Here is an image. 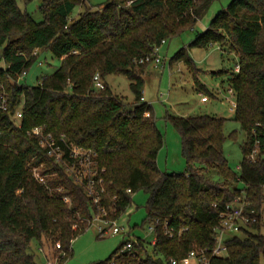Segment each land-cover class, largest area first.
I'll return each mask as SVG.
<instances>
[{"label":"trees","instance_id":"16d2710c","mask_svg":"<svg viewBox=\"0 0 264 264\" xmlns=\"http://www.w3.org/2000/svg\"><path fill=\"white\" fill-rule=\"evenodd\" d=\"M86 1L42 0L44 18L38 22L19 0H0V264H49L35 259L34 239L41 247L44 239L53 246L60 243L57 263L63 264L72 254L73 240L89 228L96 210L84 186L32 133L36 126L57 139L64 134L70 143L95 152L97 177L103 178L98 187L105 188L101 201L112 217L126 212L136 191L149 194L147 218L156 233L152 251L144 239L130 238L133 248L122 251L124 240L114 259L92 264H173V259L180 260L193 249L210 252L220 213L240 198L247 203L245 213L255 221L227 236L225 252L214 256L213 262L261 264L264 0H231L190 43L218 44L225 53L238 56V72L224 68L213 73L228 76L235 92V119L245 133L239 175L224 152L226 118L209 114L169 115L181 135L187 167L178 173L160 168L158 154L165 136L143 95L145 64L150 62H136L163 40L193 27L216 0H110L72 16ZM43 49L59 58L60 66L36 85L22 82ZM178 58L192 69L198 87L210 92L198 80L201 69L186 47L172 60ZM97 72L102 79L111 73L126 74L135 102L106 84L97 90ZM255 149L256 158L251 159ZM41 165L45 183L31 169ZM239 180L244 189L236 185ZM165 224L172 234L165 231Z\"/></svg>","mask_w":264,"mask_h":264},{"label":"rangeland","instance_id":"374dc122","mask_svg":"<svg viewBox=\"0 0 264 264\" xmlns=\"http://www.w3.org/2000/svg\"><path fill=\"white\" fill-rule=\"evenodd\" d=\"M41 1L19 0V4L23 9H27L36 21L40 22L44 18L40 9ZM108 1L110 0H87L85 5H78L74 9L72 16H78L87 6L101 8ZM230 1L216 0L193 27L184 28L178 35L161 45L159 54L165 63L150 62L149 65L145 64L143 95L147 102L152 104L157 125L165 136V143L158 154L159 166L163 171L178 173L185 171L187 167L181 135L170 121L169 115L209 114L226 118L224 123L226 136L224 152L232 170L238 175L241 172L240 165L244 158L241 143L245 138V133L240 122L235 119V109H233L231 102L234 97L229 92L228 76H215L213 73V71L224 68L233 71L239 62L238 56L235 53H225L218 44L209 47L190 46L197 33L204 31L210 20ZM183 47L187 48L196 66L201 69L197 75L198 80L213 94L198 87L194 72L183 58L172 60L175 53ZM60 64V59L55 57L51 51L39 50L37 59L29 71L21 77V81L36 85L44 77L52 74ZM103 81L115 94L124 96L126 101L130 103L135 102L136 95L131 88V80L126 74L111 73L104 76ZM99 89L97 88V90ZM204 95L208 96L207 101H202ZM233 133L236 135L233 136ZM42 168V165L31 167L34 175L35 172L40 173L47 181V176L42 173ZM236 185L242 189L245 187L242 180L237 181ZM148 198L149 194L144 190L132 194V204L119 220V223L127 228V233H107L100 236L98 223L94 222L85 232L73 240L72 254L63 264H92L110 257L114 259L120 252L118 248L122 242L130 238L134 240L138 237L144 239L148 245V250L151 252L156 233L150 231L152 224L147 218ZM261 232L264 233V225ZM229 235L231 234L227 236ZM43 241L44 246L41 247L39 241L32 240L31 252L35 255V259L40 263H49L50 261V264H58L57 245L53 246L45 239ZM116 251L117 254H115ZM140 254H142V250ZM191 264H197V261L192 260ZM261 264H264L263 257Z\"/></svg>","mask_w":264,"mask_h":264},{"label":"built area","instance_id":"2783aa9c","mask_svg":"<svg viewBox=\"0 0 264 264\" xmlns=\"http://www.w3.org/2000/svg\"><path fill=\"white\" fill-rule=\"evenodd\" d=\"M166 40L162 41L163 45ZM156 46L151 54L136 59V62L144 64L147 62H155L156 64L165 63L160 57V47ZM240 70V64L235 65V71ZM94 85L97 88L104 89L105 82L101 78L99 72L94 75ZM229 92L234 97L231 100L233 109L236 108L237 102L235 92L232 87L229 88ZM208 96L204 95L202 101H207ZM32 133L39 138L42 146L48 149V153L54 158V160L64 166L65 170L73 176L74 180L82 184L85 188L87 195L92 199L96 205V210L93 211L91 224L98 223V231L100 236L107 233L118 234L127 233V228L119 223L121 216L112 217L109 209L102 203L101 195L104 192V186L98 187L103 182L102 177L98 176L97 161L95 160V152L92 149H88L73 143H70L67 137L63 134L59 139L53 136L50 132H45L43 127L36 126L33 128ZM258 150L255 149L250 155L251 159H255ZM35 176L41 181L46 180L40 173L35 172ZM131 192V189H128ZM65 201H69V197H64ZM246 202L243 198L236 200V204H228L220 213V226L217 229L216 244L209 252L208 248H202L199 250H191L185 257L180 260L173 259V264H191L192 260H196L197 264H215L213 257L222 255L225 250V239L228 234L237 232L241 229L242 225L249 224L251 221H255V218L248 216L245 213ZM165 231L172 234V228L165 224ZM150 231H154V226H150ZM57 247L60 248V243H57ZM133 248V242L126 240L122 247V251ZM50 264V261H49Z\"/></svg>","mask_w":264,"mask_h":264},{"label":"crops","instance_id":"0c3cea01","mask_svg":"<svg viewBox=\"0 0 264 264\" xmlns=\"http://www.w3.org/2000/svg\"><path fill=\"white\" fill-rule=\"evenodd\" d=\"M144 100L147 101L146 98H145V96H144ZM158 163H159V162H158Z\"/></svg>","mask_w":264,"mask_h":264}]
</instances>
